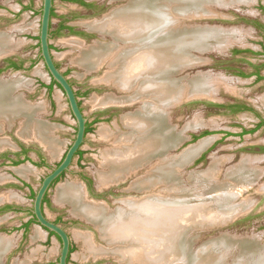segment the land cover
<instances>
[{"label": "rangeland", "instance_id": "obj_1", "mask_svg": "<svg viewBox=\"0 0 264 264\" xmlns=\"http://www.w3.org/2000/svg\"><path fill=\"white\" fill-rule=\"evenodd\" d=\"M91 1L103 3V9L95 12L96 14H92L72 2L56 0L55 8L58 15L53 18L52 27L53 30L57 29V23L61 20L60 17L69 16L78 28L91 34L90 36L82 37L69 34V32L64 30L61 34L55 35L51 39L57 62L62 69L68 72L76 91L79 93V101L82 109L92 124V129L86 134L85 141L82 145L83 155L81 157L77 155L72 163L71 170L51 187L49 197L52 204L50 206L46 205L48 216L53 219L63 217L64 220L61 221V224L66 226L71 235L74 248L70 255L69 264L139 263L138 261H128L127 256L123 259L117 252L114 254L105 253L97 255L90 249L84 237L85 234L92 237L94 248H102L103 252H108L104 249L111 250L118 245L104 239L95 223L76 215L71 204L57 201L58 188L67 183L82 184L87 190L89 200L99 204L104 203L110 210H115L124 205L125 199H142L146 197L144 195L145 193L150 194L152 192V195H157L158 193L163 195L162 193H165V197L170 195L174 197L175 195L180 202L186 203L187 206L193 205L191 209L189 208L190 211L188 212L179 211V225L176 223L175 228L173 227L174 230L182 227L180 237L185 236L188 250L191 251L190 254H194L196 258L208 255V253V258L211 255H216L224 261V264H236V261H239V264H251V261H255L253 255L242 257L234 247L237 242L232 238L245 236L255 237L261 234L259 241L264 244V156L258 157L249 148L253 145L264 143V127L257 132L241 137L238 135L241 126L244 124L250 127L256 123L254 122L256 119L255 114L250 111L234 114L228 108H216L215 104L247 101L251 104L254 103L253 105L256 107L261 106L264 111V101L259 99V96L264 93V84L262 85L254 80L250 81L248 79H246L248 81L242 83V81L234 78V75L238 74L239 70L251 73L254 70L252 63H264L263 54H254L251 52L234 53V49H255L254 52L260 51L262 53L264 27H260V25H264V0H237L236 3H233L232 8L226 11L227 18H214L209 22L196 23L221 25V27L206 28L220 30L222 36L218 34L214 38H217L218 43L220 42L218 45L226 46L220 47L215 41V45L222 51L218 52L216 47L213 51H210L208 47L207 50H204L203 54L198 52V49H195L194 55L190 51V48L193 46L186 44L188 46L182 47L179 51H173L179 55L180 58L178 59L180 60L176 59L172 61L176 63H172L173 65L170 68L165 67L166 72L168 69L169 71H175L172 73L173 75L167 72V76L172 79L174 78L173 81L175 83L177 82V87L182 90V93H184L183 91L187 86L190 90L191 88L200 90V86L195 87L191 82L194 80L195 82L200 81L207 77L209 80L211 78L209 81L211 82L210 85L214 80L212 84L213 93L211 91L212 94L210 95H215L212 100L192 101L187 96L181 104L169 110H167L166 106H162L163 108L160 109L164 116L163 127L164 131L167 132L165 134L170 137H175V139L178 138L173 142L176 144L184 138L183 135L179 134V131L185 127L190 128L192 125L203 126L205 127L204 130H210L211 133L196 141L193 136L194 134L199 135V132L188 130L186 134H188L187 136L190 139L186 140L176 150L162 153L155 159L147 161L145 165L139 166L140 169H132L126 176L119 178L117 181H111L110 183H104L101 179V173L111 171V164L106 159L105 152L107 148H117L118 146L120 148L122 147L121 145L125 146L127 143H133L134 137L132 139L126 138L133 129L125 124V118L144 106L148 98L145 95V97L141 96L140 100L139 98L135 99L132 101V104L110 103L107 105L100 104L97 101L100 98L108 96L121 99L125 96H131L134 91L133 89L123 88L121 83L120 85L117 82L105 78L110 75L109 72L112 70L111 60L116 55L113 49H121L123 46L125 47L129 44V42L132 44L133 41H125L115 36L111 31L101 32L89 26L96 21H102L104 17L106 20V15H109L111 11H116L117 8H121L131 0ZM206 1L202 3L200 0L196 4L194 10L198 14L202 13V9L207 10ZM211 1L221 2V0ZM2 2H4L5 8L0 9V33L7 36L10 40V49L6 57H12L17 61L22 60L23 69H7L0 74V79L5 83H17V86L13 88L12 97H24V100L37 106L36 111L31 115L32 123L43 122V124L45 123L48 126V135L56 141L57 149L54 152H50L47 145L37 137L31 136V138L27 139L20 136L19 131L21 127L25 121H30V119L26 120L24 115L19 114L9 119H0V140L8 139L9 141V146L1 147V151L11 149V147H16V145L18 146V143L11 137L14 132L18 137H21L20 139H25V142L40 149L43 154L42 157L46 161V166L41 167L28 160H23L21 164L16 165V168H20L33 164L34 170L27 175L20 174L16 168L15 170L18 174L13 172L11 170L12 166L10 165L0 166V196L4 197L0 207L11 204L24 209L0 212V236H2L0 238H11L10 249L2 256L0 264H55L59 259L61 251V242L59 239L55 235L50 236V233L37 223H32L28 234H24L23 223L31 218L27 209L33 206L32 194L37 191L44 176L54 166L60 163L73 142L77 130V121L71 113L67 97L63 91L57 85L54 86L51 92L46 87V85L51 83V78L44 61L39 58L40 47L37 37L40 29V14H33L29 10L19 12L20 10H17L18 3L13 0H2ZM34 3L37 8L42 7V0H34ZM182 6L183 4L181 3L180 7L183 11H180L179 6H177L178 10L175 9L176 12L182 13L191 10L185 11ZM14 13L18 14L16 15ZM171 14L173 15V13ZM183 24L184 21H177V24L171 27H181ZM198 28L195 30H199ZM173 32H176V30H173ZM189 32L192 33L193 31L189 30L188 34ZM186 33L178 32V35L183 36ZM241 37L243 39L239 40ZM189 38L190 43L193 36ZM102 44L106 48H113L111 52L107 49L108 51L103 56L104 58L101 64L98 65L99 67L88 70L78 63V58L84 49H88L92 45ZM209 46L212 48V44ZM204 47L202 46L201 48ZM194 62L200 63L198 64L199 66L196 65L194 71L187 68L185 71L179 73L182 65ZM201 63H203V66H201ZM1 64L3 65L4 63L1 61ZM175 67L176 69H173ZM201 72L206 74L204 78H193L194 74L195 77H199ZM190 84H192L191 87ZM162 109L164 110L162 111ZM97 117L101 118L97 119ZM102 130H108L113 138H104L101 133ZM225 132L228 133L225 134ZM203 133L201 134L203 135ZM202 135L199 136L201 137ZM114 136L118 138V141H114ZM202 140H206L207 143L204 144L200 156L193 163L185 165L189 162L178 163L176 160L174 161V159L183 153L180 154L185 146L190 144L185 148L187 149L192 145V142H194L193 144H198ZM32 155L35 161H39L35 152ZM247 155L253 157L250 158ZM172 156L174 158H171ZM168 159H170L168 163L173 162L174 164L170 170V172H173L172 180L157 183L152 189L136 190V188H133L134 184L142 177L154 174L155 172L153 170H155L156 166L159 164H168ZM235 164H241V166L230 167ZM244 165L245 167L249 166L253 173H258V178L254 177L253 184L248 185L247 182L249 179L246 178L236 179L235 182L228 180L226 183L221 184V188L219 187L216 191L210 192L214 194L217 191L220 192L224 189L231 188L235 189L241 186V189H235L239 192L235 198H232L234 202L229 200V205L227 204L224 207V204H220L216 199L211 198L209 196L211 194L204 195L202 193V188L204 187L203 181L205 179H220L223 181L225 170L229 167L227 170L228 178H234V175L230 174V171L237 167L245 168ZM84 176L92 179V190L86 185L83 179ZM24 180L29 181L31 186L24 185ZM229 186L232 187L229 188ZM242 187L245 188L243 189ZM200 200L204 202L199 203L201 202ZM239 203L243 204V206H238ZM228 206L229 208H227ZM197 207H199L198 210ZM226 211L228 212L226 213ZM234 219L236 220L234 221ZM224 222H229V224H224ZM240 241L242 242V240ZM149 243L153 242L149 240L146 243L145 241L142 245ZM134 244L136 245V243ZM250 248H254V246L248 245L247 249L249 250ZM252 250L255 251V248L250 249V252L248 251L247 254H250ZM171 254L168 253L170 255L168 257L164 252V255L168 257L167 260H173L174 263L172 262L171 264H178L177 260H174L177 256ZM262 255L264 256V253Z\"/></svg>", "mask_w": 264, "mask_h": 264}, {"label": "bare ground", "instance_id": "obj_2", "mask_svg": "<svg viewBox=\"0 0 264 264\" xmlns=\"http://www.w3.org/2000/svg\"><path fill=\"white\" fill-rule=\"evenodd\" d=\"M166 1H170L171 3H167ZM199 1L200 0H134L119 9L117 8L118 10L116 9V11H111L109 15H106V20L104 17L102 21H96L89 25L91 28L101 32L111 31L115 36L125 41H136L138 43L134 42L130 44L129 42L125 47L119 48L120 50L113 49L116 55L115 58L111 60L112 70L109 72L110 75L105 77L107 80L117 82V84L121 83L122 87L125 89H133L134 93L132 92L131 96H125L121 99L108 96L100 98L97 101H99L100 104L108 105L110 103H131L135 99L139 98L140 100L141 96L144 95L148 98L144 106L125 118V124L133 129L126 138L132 139V137H134L133 143H127L125 146L121 145L122 147L120 148L119 146L117 148H107L105 157L111 164V171L101 173L102 182L110 183L111 181L119 180V178L126 176L130 170L145 165L154 155L174 145L173 142L178 139L165 134L166 131H164L163 127L164 116L160 108H163L162 106L165 107V104L179 97L182 90L178 89L177 82L175 83L173 81L174 78L172 79L167 76V72L173 75L172 73L175 71H169L168 69L166 72L165 67L167 66L170 68V66L173 65L172 63H176L172 61L180 58L179 55L175 54L173 51H179L182 47L188 46L186 44L193 46L194 40L199 43L198 40L214 37L220 34V30L201 27L198 29L205 30L197 31L194 29L192 33L189 32L190 35L185 31L184 33L186 34L183 36H179L177 32H173V28L165 32L163 31V27H166V24L171 21V18H167V15L163 12L162 6H164V4H169V6H171L172 4L175 9L179 6L180 11H183L180 7L182 3V7H184L185 11H188L190 9L194 10ZM201 1L204 3L206 0ZM201 11L205 12V9ZM88 23L90 24V22ZM156 36H162V38L157 41ZM191 36H193V39L189 43V37ZM9 41L7 36L0 33V54L9 51ZM218 44H220V42ZM202 46L204 47V44ZM218 46L223 47L226 45ZM112 48L113 47L106 48L103 44L92 45L88 49L83 50L78 58V63L88 70L91 68L96 69L99 67L98 65L101 64L104 58L103 56H105L108 51L107 49L111 52ZM176 67L173 69H176ZM1 80L2 79H0V119H9L19 114L24 115L26 120L30 119V121H25L21 127L19 131L20 136L27 139L31 138V136H35L47 145L50 152L56 151V141L48 135V126L45 123L43 124V122L32 123L33 120L31 115L36 111L37 106L24 100V97H12L13 88L17 86V83H5ZM210 80L207 77L196 82L194 80L191 82L193 86H200L201 88L197 90L193 87L194 89L191 88L192 91L190 93L199 92L205 95L212 94V84L214 80L211 85V82H209ZM191 85L192 84H190V87ZM163 110L164 109H162V111ZM101 133L106 139L112 137L108 130H102ZM114 137V141H118V138L116 136ZM8 143V139H1L0 148L7 146ZM206 143V140H202L201 142L199 141L198 144H192L185 149L180 156L174 159V161L176 160L178 163L190 162L196 155L200 154ZM173 165V162H171L162 164L158 167L156 166L155 170H153L155 172L154 174L142 177L134 184L133 188H136V190L152 189L157 183L169 181L173 178V172H170ZM239 165L241 166V164ZM32 167V165L22 166L16 168V170L19 171L20 174L27 175L34 170V167ZM230 174L234 175V178L230 180L231 182H235L236 179L246 178L249 179L247 182L248 185L255 180L254 177L258 178V173H253L249 166L245 168H234L230 171ZM230 187L232 186H229V188ZM235 189H224L214 194L210 193L211 195L209 196L216 199L218 203L224 204L223 206L226 207L229 200L233 201L232 198H235L238 194L239 191ZM151 193H145L144 195L146 197H141L142 199L139 200H136V198L125 199L124 205L115 210H110L104 203L99 204L89 200L87 190L82 184L67 183L58 188L56 199L60 203L67 202L71 204L76 215L82 216L95 223L100 229L104 239L118 245L111 250L104 249L108 252H103L102 248H94L92 237L85 234L84 237L90 249L97 255L105 253L114 254L117 252L123 259L127 256L126 258H128L130 262L138 261L139 264H171L173 260L170 261L167 260V258L170 257L168 253H172L177 256L174 260H177L178 264H224V261L216 255H211L210 258H208V253V255L196 258L194 254H190L191 251L188 250L185 236L182 234L183 236L180 237L182 227H178L179 229L174 230L175 224H178L179 221V211L188 212L193 205L187 206L186 203L180 202L175 195L174 197H171V195L165 197V193H162L163 195L159 193L157 195H152ZM3 199L4 197L0 196V201H3ZM200 201L199 203L204 202L203 200ZM238 206H243V204L239 203ZM198 208L199 207H197V210ZM227 208H229V206ZM227 212L228 211H226V213ZM149 240L153 243L142 245V243H145V241L147 243ZM134 243H136V245ZM10 246L11 238H0V260L10 249ZM164 252L168 257L164 255ZM251 253H253V250ZM205 259H207L206 262H204ZM235 263L239 264V261ZM259 264H264V256H261Z\"/></svg>", "mask_w": 264, "mask_h": 264}, {"label": "water", "instance_id": "obj_3", "mask_svg": "<svg viewBox=\"0 0 264 264\" xmlns=\"http://www.w3.org/2000/svg\"><path fill=\"white\" fill-rule=\"evenodd\" d=\"M131 1H134V0H131ZM166 2L171 3L170 1H166ZM234 2L236 3L237 0L236 1L235 0H221V2L206 1V4H207L206 9L207 10L205 12L201 11L202 12L201 14H198V12H196L193 9L190 10L189 12L178 13V11L176 12V10H175L174 6H172V4H171V6H169V4H164V6H162L163 12L167 15V18H169V19L171 18V21L166 24V27H163L164 28L163 31L168 32L170 30V28H173V30H176L177 33L178 32L183 33L185 31L188 32L189 30L194 31V29H196L197 27L201 28L203 26L204 27H221V25H216V24L211 25L209 23L208 24L207 23L196 24V23H198V22H209V21H212L214 18H221V19L227 18L226 17V13H227L226 11L228 9L232 8ZM53 5H54V0H42V8L40 9V12H41L40 20H41V22H40V29H39V35H38L39 46H40V56L42 57V59L44 61V64L48 70V73L50 75L51 80L52 79L55 80L60 85V89L66 95L70 109H71V113L77 121V130H76L75 138H74L73 142L71 143V145L69 146V148L67 149L63 159L60 161V163L57 166H54L52 168V170L46 176H44L42 182L40 183V185H39V187L35 193V196L33 198V206L30 208V210L34 214L36 223L39 226L46 229L47 231L54 232L61 240V251H60L59 259L55 264H69V256H70V249H71L70 234H69L65 225L52 220L50 218V216L46 215V213L44 212V209H43V202H44V198H45L47 192L50 191L53 183L63 173L71 170V166H72V163L75 159V156L85 141L86 134H87V123H88L89 119L85 115V113L82 109V106L79 102V97H78L76 88L74 87L73 81L71 80L70 76L65 73V70L57 65V59L55 57V53H54V51L50 45L51 44V40H50L51 39V32H50V30H51V15H52ZM171 13H173V15H175V16H173ZM177 21H180V22L184 21L183 26L181 25V27H177V26L171 27V26H175L177 24ZM189 22H190V24H188ZM202 30H205V29H199L197 31H202ZM99 33H101V32H99ZM101 34H103V33H101ZM164 35H166V34H164ZM162 36L161 37L156 36V40L159 41L162 38ZM215 41L217 42V45H218L217 38H214V37L203 38L202 40H198V42L201 45H199V43L195 42V40H194V45H193V47L190 48V51L192 54H194L195 49L196 50L198 49L199 50L198 52L203 54L204 50H207L208 47H209L210 51H213L215 49V47H216V50L218 52L222 51L219 49V47H217V45H215ZM134 42L137 43L136 41H134ZM144 42H146V41H144ZM203 44L205 47L201 48ZM210 44H212V48H211V46H209ZM8 52L9 51H7L3 54L2 53L0 54V62L6 58ZM198 64H200V63L194 62L191 64L182 65L181 69L179 70V73L185 71V69H187V68H189L191 71H194L196 65L199 66ZM201 66H203V63H201ZM205 75L206 74H203L201 72L199 77L198 76L195 77V74H194L193 78L194 79L204 78ZM186 88L184 89L185 90L184 93H182L179 97L172 100L170 103L165 104L167 110L175 107L178 104H181L183 102L184 98H187V96L191 101L192 100H204V99L212 100V98L215 96V95L214 96L205 95L204 93L203 94L190 93L192 90H190V88L188 86ZM186 92H188V93H186ZM130 104H132V102ZM204 128L205 127H203V126H197V125H192V127H190V128L185 127L183 130L179 131V134L184 136V138L182 140L178 141L176 144H174L171 147H167L166 149L161 151L159 154L155 155V157L151 158L149 161L155 159L156 157H158L162 153H166V152L168 153L171 150L172 151L176 150L178 147L183 145L186 142V140L190 139V137L187 136L188 134H186V132L188 130H190L192 132H199L200 133L202 130H204ZM202 137H204V136H202ZM202 137H200V138H202ZM199 139H197V140H199ZM193 143L194 142H192L191 144H193ZM188 145H190V144H188ZM187 146H185L182 149L180 154L184 151V149ZM200 154L197 155L196 157H194L191 160V162L186 163L185 165L193 163L194 160L200 156ZM247 157L251 158L253 156L247 155ZM258 157H262V156H258ZM171 158H174V156H172ZM170 159L167 160V163L170 161ZM160 165H162V164H159L158 166H160ZM237 165H239V164H235V165H232L230 167L232 168V167H235ZM229 168H227V170ZM227 170H225L223 181H221L220 179H205L203 181L204 187L202 188V193L204 195H208V194H210V192L215 191L216 189L221 187V184L226 183L228 180H231L232 177L228 178ZM116 184H119V183H116ZM1 203L2 202L0 201V205H1ZM235 220L236 219H234V221ZM224 224H229V222H226V223L224 222ZM260 238H261V234H258L255 237H253V236H250V237L245 236V237H240V238L233 237L232 239L237 242V244L234 247L236 248V250L239 252V254L242 257L248 256V255H253V257L255 258V261H251V264H259L260 258H261V256H263L262 254L264 253L263 252L264 251V244L261 243V241H259ZM240 240H242V242ZM238 242H239V244H238ZM248 245L254 246L255 251H253V254H247L248 251L250 249H252V248H250L248 250L247 249Z\"/></svg>", "mask_w": 264, "mask_h": 264}, {"label": "flooded vegetation", "instance_id": "obj_4", "mask_svg": "<svg viewBox=\"0 0 264 264\" xmlns=\"http://www.w3.org/2000/svg\"><path fill=\"white\" fill-rule=\"evenodd\" d=\"M13 1H16L18 3L17 4L18 5V9L17 10H20L19 12L29 10L33 14H40V17H41L40 9L42 7L41 8H37L35 6L34 0H13ZM55 1L56 0H54V5H53V8H52V15H51V30H50V32H51V39L55 35L61 34V32H63L64 30H66L67 32H69V34L79 35V36H82V37H86V36H90L91 35V34H88L86 31L82 30L81 28H78V26H76L72 22V19L69 16H62V17H60L61 20L57 23V26H56L58 28L55 29V30H53V28H52L53 27V18L58 15V13L56 11V8H55ZM63 1L72 2V3L76 4L79 7H82L83 9H85L86 11H88L89 13H92V14L95 13V12H97V11H99V10H101V9H103V7H104V5H102L103 3L101 4L99 2H95V1H91V0H63ZM2 8H5V6H4V2H2V0H0V9H2ZM14 14L17 15L18 13H14ZM39 21L41 22V20H39ZM38 44H39V39H38ZM50 45H51V48L53 49L54 47H53L52 43ZM39 58L41 60H43L40 55H39ZM2 62L4 64L3 65L1 64L0 65V68L1 69H4V70L2 72H0V74L3 73L7 69H15V70H21V69H23V61L22 60L21 61H17V60H15L12 57H6ZM13 62L17 63L18 65L20 64L21 67L18 68V69H16L15 66L13 65ZM35 62H36V59H35ZM57 65L60 67V65L58 64V62H57ZM65 73L68 74L67 71H65ZM77 94H78V97H79L78 91H77ZM224 104H225V106H222L221 104H215V106L218 109H220L221 107L228 108L234 114H237V113H240V112L250 111V112L254 113L257 117H261V119L258 121V123L256 122L255 124L251 125L250 127L249 126L242 125L241 126V130L238 133V135H240L241 137H245L246 134H250V133L257 132L258 130H260L261 128L264 127V118L262 117L263 114L259 115L256 111H254L253 109L249 108L248 105H245L242 102L224 103ZM230 105L246 106L247 108H244L243 110H239V111H234V109ZM99 118H101V117H97V119H99ZM88 123H90V122L88 121ZM205 132H209L208 134L211 133L210 130H204V131L200 132L199 135H202L201 133H203L202 136L208 135V134H205ZM227 133L228 132H225V134H227ZM15 135L16 134H14V132H13V135L11 137H12V139H14L18 143V146L16 145V147H11V149L4 150V151H1L0 152V166L1 165L16 166V165L21 164L23 162V160L24 161L25 160L32 161V162H34V164H36L39 167L46 166V161H45V158L42 157L43 154H42L41 150L40 149H37L34 145H30L29 143L25 142V140L23 141V139H20L21 137H18L17 135L16 136ZM199 135L198 134H194L193 138L195 136H199ZM9 139H11V138H9ZM249 148L251 149L252 153H255V154L260 155V156H264V143H259V144L253 145L252 147H249ZM79 151H83L82 150V147L80 148ZM33 152H35L37 154V156L39 158V161H35L33 159L34 158L33 155H32ZM77 155L81 157L83 155V152L81 154H78L77 153L76 156ZM76 156H75V158H76ZM16 162H19V163L16 164ZM67 172L63 173L53 183V185H55L64 175H66ZM83 179L85 180L86 185L89 187V189L92 190V188H91L92 183H93L92 179L90 177H87V176H84ZM23 183L26 186H31V184L29 183V181L24 180ZM53 185H52V187H53ZM35 193L36 192H34L32 194L33 198L35 196ZM51 202L52 201H51V199L49 197V191H48L47 194H46V196H45V198H44V202H43V209H44V212L46 213V215H48L47 212H46V205L50 206L52 204ZM5 206H11V208L8 209V210H24L21 207H17V206L11 205V204H6V205H3V206L0 207V212L8 211L6 209H2ZM27 210L30 213V217L31 218H29L25 223L30 222L31 220H32V222H30L29 226L27 227V230H26V227H23L24 230H25L24 231V234H26V233L28 234V231H29V229L31 227V224L32 223H36L35 216L31 212L30 208L27 209ZM51 219L54 220V221H56V222H58V223H61V221L64 220L63 217H58L57 219H53V218H51ZM50 236H51V234H50ZM55 236L61 242L60 238L56 234H55ZM70 237H71V235H70ZM73 248H74V244H73L72 238H71L70 255H71V253L73 251ZM69 259H70V256H69Z\"/></svg>", "mask_w": 264, "mask_h": 264}, {"label": "crops", "instance_id": "obj_5", "mask_svg": "<svg viewBox=\"0 0 264 264\" xmlns=\"http://www.w3.org/2000/svg\"><path fill=\"white\" fill-rule=\"evenodd\" d=\"M243 38L241 37V39L239 40H242ZM253 48V47H251ZM239 50H242V52L240 53H243V52H251V53H254V54H263L264 55V45L262 46V53L259 52H254L255 49H239ZM252 66L254 67V70H252L251 73H247L245 71H238V74H235L234 75V78H236L237 80H240L243 82L245 81H248V80H254L256 81L257 83H260V84H264V63H252ZM233 78V79H234ZM248 79V80H246ZM259 99L263 100L264 101V93L262 95L259 96ZM258 101V100H257ZM237 102V101H236ZM239 102V101H238ZM254 102V101H253ZM231 103H235V102H231ZM242 103H244L245 105H248L249 108L253 109L254 111H256L259 115L263 114L262 117L264 118V111L262 109L261 106H255L253 104H251L250 102H247V101H243ZM260 107V108H259ZM243 113V112H242ZM254 114V113H253ZM256 119L254 120V122H257L261 119V117H257L255 115ZM255 124V123H254ZM244 125V124H243ZM253 125V124H252ZM244 126H247V125H244ZM25 140V139H23ZM26 141V140H25ZM14 143V142H13ZM260 156V155H258ZM33 165V164H32ZM34 166V165H33ZM16 166H12V170L13 172L17 173V171L15 170ZM18 174V173H17Z\"/></svg>", "mask_w": 264, "mask_h": 264}, {"label": "trees", "instance_id": "obj_6", "mask_svg": "<svg viewBox=\"0 0 264 264\" xmlns=\"http://www.w3.org/2000/svg\"><path fill=\"white\" fill-rule=\"evenodd\" d=\"M263 10H264V8H263ZM260 27H264V25H260ZM37 39H39L38 37H37ZM240 52H242V50H239V49H234V53L235 54H238V53H240ZM13 65L15 66V68L16 69H18V68H20L21 67V65L19 64H17V63H15V62H13ZM4 69H1L0 68V72H2ZM68 73V72H67ZM55 85H57L59 88H60V85L55 81V80H53L52 79V81H51V83L50 84H48V85H46V87L49 89V91L51 92L53 89H54V86ZM222 106H225V104H221ZM233 109H234V111H239V110H243L244 108H247L246 106H239V105H230ZM92 129V124L91 123H88L87 124V133L90 131ZM209 132H205V134H208ZM200 136H196V137H194V140H197L198 138H199ZM83 151H79L78 152V154H81ZM20 162V161H19ZM19 162H16V164H18ZM22 162V161H21ZM11 208V206H5L4 208H2V209H6V210H8V209H10ZM30 222H32V220L30 221ZM30 222H27V223H24L23 224V226L24 227H26V230H27V227L29 226V224H30ZM49 233L51 234V235H55V233L54 232H52V231H49Z\"/></svg>", "mask_w": 264, "mask_h": 264}]
</instances>
